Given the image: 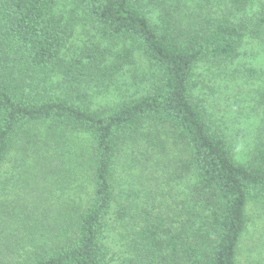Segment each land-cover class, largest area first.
Wrapping results in <instances>:
<instances>
[{
	"label": "trees",
	"instance_id": "obj_1",
	"mask_svg": "<svg viewBox=\"0 0 264 264\" xmlns=\"http://www.w3.org/2000/svg\"><path fill=\"white\" fill-rule=\"evenodd\" d=\"M72 1L118 46L66 59L70 24L59 0H0V166L17 146L31 188L51 175L63 190L75 184L63 203L10 209L2 179L1 262L239 264L250 204L264 196V136L237 160L232 138L196 99L194 77L205 63L216 78H235L245 43L264 46V0L260 13L252 0ZM137 51L154 69L148 92L111 108L76 102L84 83L115 78ZM245 69L264 83L262 67ZM57 72L64 95L48 92Z\"/></svg>",
	"mask_w": 264,
	"mask_h": 264
},
{
	"label": "rangeland",
	"instance_id": "obj_2",
	"mask_svg": "<svg viewBox=\"0 0 264 264\" xmlns=\"http://www.w3.org/2000/svg\"><path fill=\"white\" fill-rule=\"evenodd\" d=\"M260 0H252L249 4L250 11L260 13L262 9ZM75 7L72 0H59L57 10L65 20L70 24V33L61 53L66 59L79 57L82 53L88 51L105 50L106 47H117L103 39L96 29L83 18L84 13L80 10L73 12ZM56 10V11H57ZM264 11V10H263ZM260 39V38H259ZM263 40V39H262ZM240 56L241 66L233 80L227 83L222 78H216V74L209 69V65L202 63L197 70L194 81L195 97L200 96L205 100L207 110H210L212 117L215 118L228 137L232 138V152L237 160L245 161L250 149L255 146L256 141L264 136V102H260V86L264 83L257 77L248 74L246 67L264 69V46L262 41L248 40ZM101 48V49H100ZM108 50V49H107ZM106 63H111L113 56L107 51ZM136 62L131 65H125L124 68L106 81L89 80L84 83V97L76 100L80 105H86L92 110L101 108H111L119 102L126 99L142 96L154 83L153 72L147 58L140 52H136ZM238 66V63H236ZM49 80V94L64 95L66 91L65 83H61L59 73H55ZM102 82V83H101ZM53 85V86H51ZM41 87L31 88L28 86L29 94L41 96L45 91L39 90ZM86 94V95H85ZM197 100H199L196 97ZM200 101V100H199ZM44 130V126L38 125L34 131ZM83 143H88L86 135H83ZM23 139L19 137L18 141ZM17 146L13 148L10 157L0 166V184L3 178H9V184L2 195H7L12 209L15 203L36 202L43 207L51 204L65 202L74 195L73 188L75 184L66 181L63 190L54 183L58 176L51 175L50 180L44 178L37 179L33 185L37 188H31L32 180H29V172L21 170ZM34 155H29L28 161L32 162ZM23 175V180L19 175ZM19 178L21 182H19ZM54 178V180H53ZM29 180V181H28ZM34 193V195L32 194ZM1 195V196H2ZM33 203V204H34ZM249 227L243 236L241 250L238 256L239 264H264V196L257 197L249 207ZM119 250L122 246L116 245ZM124 249V248H123ZM113 249L109 255L113 254ZM117 251V250H116ZM122 251V250H121ZM124 254V252H123ZM126 255V254H125ZM3 261V259H2ZM0 264H5L1 262Z\"/></svg>",
	"mask_w": 264,
	"mask_h": 264
}]
</instances>
